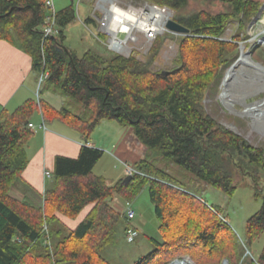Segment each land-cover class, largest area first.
<instances>
[{
  "label": "trees",
  "instance_id": "obj_1",
  "mask_svg": "<svg viewBox=\"0 0 264 264\" xmlns=\"http://www.w3.org/2000/svg\"><path fill=\"white\" fill-rule=\"evenodd\" d=\"M143 1L177 12L188 3ZM216 1L228 3L231 11H196L176 19L189 28V35L180 40L177 66L160 74L149 68L162 42L158 36L146 62L118 53L107 57L91 49L79 56L67 47L59 50L64 46L62 28L75 18L74 5L56 12L58 33L43 39L48 15L45 0H0V39L27 53L34 69L44 70L41 82L82 106V113L54 106L40 97L38 89L36 97L26 99L13 111H0V264H111L100 253L113 241L119 218L110 201L119 195L131 202L145 187L161 241L150 238L154 248L133 264H164L184 255L195 264H220L221 259H227L228 264H254L249 257L240 263L244 250L234 229L219 218L216 207L205 203L213 212L187 192L135 175L125 184L111 185L104 176L93 173L103 151L88 143L101 120H114L131 126L143 145L228 196L240 182L234 178L236 172L259 176V169L264 170L262 148L219 127L202 106L205 90L236 52V43L221 40L220 35L234 17L240 15L243 21L256 14L259 4L256 0ZM37 112L45 121L58 120L75 129L84 145L76 158L55 157L53 183L35 203L17 200L9 191L21 180L28 164L26 143L33 132L27 125ZM135 167H145L175 183L166 170L152 162L141 160ZM254 188L261 205L246 219L244 242L248 248L264 232V193ZM90 204L93 206L74 229L61 223L59 215L74 219ZM44 225L50 248L42 242ZM257 258L264 262V245Z\"/></svg>",
  "mask_w": 264,
  "mask_h": 264
},
{
  "label": "rangeland",
  "instance_id": "obj_2",
  "mask_svg": "<svg viewBox=\"0 0 264 264\" xmlns=\"http://www.w3.org/2000/svg\"><path fill=\"white\" fill-rule=\"evenodd\" d=\"M110 1L124 9L130 7L137 10L149 5L154 6L143 0H94L95 4L92 5L88 4L87 0H77L74 3V20L62 28L64 33L63 45L75 51L79 56L85 50L91 49L107 57L118 53L123 56L131 55L146 62L151 57V49L156 41L155 37L158 36L162 42L157 53L151 57L152 61L149 64V68L152 71L161 72L162 70H170L177 66L180 40L189 34L174 33L165 26L164 31L155 33V36L150 39L146 38L145 32L143 33L141 30H133L130 38H128V34L126 36L124 33H116L117 40L123 39L126 36L123 39L125 42L117 43L112 47L110 43L111 34L103 28L104 22L112 16ZM187 1V6L178 12L168 7L159 8L164 11V25L167 19L173 18L176 20L181 16L196 11H207L210 13L231 11V6L222 1ZM256 1L259 4L256 14L243 21H241L240 15L234 17L228 22L220 35L219 38L221 40L227 42L234 41L236 43V52L234 55L229 56L231 62L227 66L223 65L221 67L218 74L219 77L205 90L202 106L219 127L239 135L246 143L262 148L264 152V117L253 119L246 114L241 115L239 113L244 110L243 102H235L232 109L225 106L219 97L222 92V79L228 67L239 57L242 50L243 52L249 51L251 56L247 57L251 62H258L264 67V0ZM96 6L99 9L96 10ZM99 33L104 34L106 39L100 38ZM109 45L110 48L108 47ZM241 47L242 49H240ZM250 68V74L253 79L242 78L247 81V85H262V88L257 89V91L255 87L252 88L255 92L245 98V102L254 103L264 98V70L251 66ZM38 75L40 78L41 71H38ZM37 89H40L41 98H46L57 105L66 106L75 113H82V106L80 104L74 103L69 97L66 99L65 94L45 81H38L35 85V91ZM34 96L36 97V95ZM93 138L97 142L106 145L109 151H112L110 152L111 154L105 153L93 170L95 173L103 175L109 184L122 181L128 175L125 174V166L129 165L133 167L135 163L141 160L152 162L157 167L166 170L172 176L175 183L149 173L145 167L140 170L134 166L138 171L140 170V173L134 175L139 179L147 178L174 187L178 191L187 192L198 198L211 211L213 210L207 205H210L214 209L217 208L218 211L220 210V214L218 213L219 218L226 220L229 226L234 229L233 233L237 241V235L245 241L244 226L246 219L253 215L261 205V197L255 196L254 186L258 188V191L260 190L264 193L263 169H259L260 174L258 177L256 175L250 176L248 173H244V171L236 172L234 178L240 182L233 194L228 196L221 190L197 180L191 172L143 145L135 136L131 126H122L114 120H106L95 128L92 134ZM178 184H182L184 187L178 186ZM112 202L113 199L110 203ZM125 203L126 200H123V209L119 208V211L114 208L119 212V218L114 226V239L100 251L101 255L111 264H133L154 248L150 238L161 241L158 220L154 213V206L149 199L148 188H143L135 199L130 202L135 214L128 220L123 214ZM128 226L133 227L138 232V235L131 242L126 240L125 229ZM263 245L264 232L253 241L249 249L255 257H258ZM240 248H242L241 244ZM181 257H186L191 260L192 264H195L188 255Z\"/></svg>",
  "mask_w": 264,
  "mask_h": 264
},
{
  "label": "crops",
  "instance_id": "obj_3",
  "mask_svg": "<svg viewBox=\"0 0 264 264\" xmlns=\"http://www.w3.org/2000/svg\"><path fill=\"white\" fill-rule=\"evenodd\" d=\"M76 1L52 0L56 12L68 5H74ZM92 1L87 0V3L91 5L95 4L94 0ZM97 9L99 7L96 6ZM38 79V71L33 68L31 57L17 46L0 39V111L5 109L11 112L26 99L35 97V85ZM43 99L54 106H61L46 98ZM106 120H101L96 127ZM42 121L45 123V129L39 127ZM29 123H32L33 130L27 128L33 134L26 143L28 164L21 174V180L11 187L9 193L17 200L28 199L38 203L42 199L46 188L50 187L53 183L52 173L55 157L60 155L76 158L84 143L80 134L75 129L58 120L45 121L41 112L35 113ZM88 143L90 146L103 151L100 158L105 153L111 154L110 152H112L109 151L106 145L97 142L95 138L92 139V136ZM97 163L94 165L93 170ZM46 171L50 173V176L45 175ZM93 173L101 175L94 171ZM125 174H127V171ZM113 184L115 183H111V185ZM123 200L119 195H115L111 203L112 207L119 211V208L123 207ZM92 206V204L85 206L74 219H69L62 215H59V219L68 230H72L84 219Z\"/></svg>",
  "mask_w": 264,
  "mask_h": 264
},
{
  "label": "bare ground",
  "instance_id": "obj_4",
  "mask_svg": "<svg viewBox=\"0 0 264 264\" xmlns=\"http://www.w3.org/2000/svg\"><path fill=\"white\" fill-rule=\"evenodd\" d=\"M110 11L112 16L104 22L103 28L111 34L110 43L112 47L121 41L124 43L123 39L126 38L127 34L128 38H130L133 30H141L142 32L153 30L154 34L164 31V11L160 10L159 7L149 5L137 10L130 7L124 9L110 1ZM120 32L126 34L121 41L116 39V33ZM241 53L242 55L239 56L234 65L227 70V74L233 77H230L221 84L222 92L219 97L225 106L232 109L235 102H243L244 110L239 114H246L253 119H261L264 117V100L247 103L245 102V98L255 92L252 88L255 87L257 91V89L262 88V85H247V81L242 78L253 79L250 74V66L255 67L256 64L253 65V62L245 56L243 50ZM177 263L187 264L184 260Z\"/></svg>",
  "mask_w": 264,
  "mask_h": 264
},
{
  "label": "built area",
  "instance_id": "obj_5",
  "mask_svg": "<svg viewBox=\"0 0 264 264\" xmlns=\"http://www.w3.org/2000/svg\"><path fill=\"white\" fill-rule=\"evenodd\" d=\"M45 5H46V7L48 9V15L46 16L44 25L42 27L43 39H45L47 36L56 35L58 33V28H57V23H56V11H55V9L53 7L52 0H45ZM151 5L156 6L155 4H151ZM156 7H159V6H156ZM159 8H161V7H159ZM162 9H164V8H162ZM120 33H124V32H120ZM144 34H145L146 38H148V39H150V38H152V37L155 36V34L153 33V30L145 31ZM121 40L122 39H119V41H121ZM119 43H122V41L119 42ZM108 47L110 48V45ZM45 76H46V73H44V70H42L41 75H40V78L38 79V81H41ZM35 95L36 96L38 95V89L35 91ZM27 127L29 129L33 130L32 123H28ZM39 127L42 128V129H45V123H44V121L41 122V124L39 125ZM126 171H127V174H130L132 176H134V174H136V173H140L135 167H132V166H129V165L126 166ZM45 175L46 176H50V173L46 171L45 172ZM123 214L127 218V220L130 219V218H132L134 216V214H135L134 209L131 206V203L128 202V201H126V203H125L124 210H123ZM137 235H138V232H137L136 229H134L133 227H130V226L127 227V229H126V240L128 242L133 241L134 238ZM237 237H238V241H239L238 243L241 244V246H242V248L244 250V253H243V256H242V258L240 260V263H241V261H242V259L244 257H249L254 264H264V262L263 263L260 262L258 260V258L255 257L252 254V252L250 251V249L246 246L244 240L239 235H237ZM42 242H43V244L45 246H48L49 248L51 247V240H50L49 233H48V228H47L46 225L43 226V238H42ZM181 260L183 261V260H190V259H188L186 257H175V258L169 260L168 262H166L165 264H178L177 262H180ZM220 264H228V260L227 259H223V260H221Z\"/></svg>",
  "mask_w": 264,
  "mask_h": 264
},
{
  "label": "water",
  "instance_id": "obj_6",
  "mask_svg": "<svg viewBox=\"0 0 264 264\" xmlns=\"http://www.w3.org/2000/svg\"><path fill=\"white\" fill-rule=\"evenodd\" d=\"M165 27L168 30H170L171 32H174V33L188 34L189 31H190L189 28H187L186 26L182 25L181 23H179L178 21L174 20L173 18H170V19L167 20V22L165 24ZM240 49H242V47ZM59 50L64 51V50H67V48L65 46H61V47H59ZM244 54H245V56H251L249 51H245ZM240 55H242L241 52H240L239 56ZM237 59L228 67V69L231 68L234 65V63L237 61ZM253 63L256 64L255 67L258 66L259 69H263L264 70V67L260 63H258V62H253ZM167 73H168V70H162L160 72V74H167ZM230 77H233V76L228 75L227 71H226V73H225V75H224V77L222 79L221 84H223V82L225 80L229 79ZM261 100L263 101L264 98H262ZM261 100H259V101H261ZM256 102H258V101H256ZM131 179H132V175L128 174V175H126L123 178V180L121 182L125 184V183L129 182Z\"/></svg>",
  "mask_w": 264,
  "mask_h": 264
}]
</instances>
